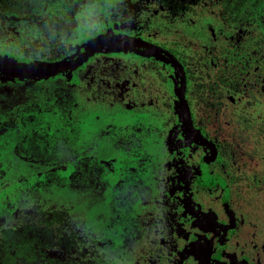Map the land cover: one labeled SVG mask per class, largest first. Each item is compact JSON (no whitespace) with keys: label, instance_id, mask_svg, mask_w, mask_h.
<instances>
[{"label":"rangeland","instance_id":"374dc122","mask_svg":"<svg viewBox=\"0 0 264 264\" xmlns=\"http://www.w3.org/2000/svg\"><path fill=\"white\" fill-rule=\"evenodd\" d=\"M166 2L178 1L3 9L13 23L0 30L1 53L68 64L22 78L0 73V229L40 207L36 222L83 233L101 264H264V189L226 194L216 164L202 167L209 149L180 124L184 95L199 130L241 150L234 172L264 167V131L253 132L264 124V73L252 41L264 38V0H248L233 21L222 0ZM104 32L150 42L171 61L138 47L87 53ZM217 77L226 83L211 106L196 87Z\"/></svg>","mask_w":264,"mask_h":264},{"label":"trees","instance_id":"16d2710c","mask_svg":"<svg viewBox=\"0 0 264 264\" xmlns=\"http://www.w3.org/2000/svg\"><path fill=\"white\" fill-rule=\"evenodd\" d=\"M248 0H223V3L230 13L240 14L241 9L245 7ZM251 5L255 6L258 0H250ZM32 0H0V8H7L13 13H18L20 15L24 14L31 6ZM0 19L3 22L4 15L0 13ZM252 39V37H250ZM253 44H257L258 47L262 49L264 53V38L257 40L253 38ZM226 83L225 77H218L210 83H198L196 87L197 93L201 95L202 98L211 101V106L214 104H219V97L221 96V86ZM193 93V92H192ZM210 103V102H209ZM220 152L223 156V168L222 176L226 181H228L232 186V191L235 200L243 199L248 195V192L253 190H258L260 188L264 189V170L251 169L248 173L243 172V175H238L233 172L236 166L239 165L243 154L241 150L235 145L229 142H223L220 146ZM240 180L241 183L238 184L237 181ZM245 186L248 189L245 191ZM38 213H44L38 209ZM32 214L31 211L25 213V222L21 223L15 227L3 228L0 235V261L5 264H18L19 259L22 263L35 260L38 255H42L44 246L47 241H58L61 249V257L53 255H45L50 262L56 260L57 263L66 262L71 260H81L84 264L92 262V251H89L90 244L83 241L82 238L75 239L73 234L65 235L62 233L59 235L57 232L62 231L58 226L51 225L53 222L38 223L35 217L41 219L40 215ZM61 214V212H60ZM55 233L57 234L55 236ZM55 236V237H54ZM90 254V257H88Z\"/></svg>","mask_w":264,"mask_h":264},{"label":"water","instance_id":"95a60500","mask_svg":"<svg viewBox=\"0 0 264 264\" xmlns=\"http://www.w3.org/2000/svg\"><path fill=\"white\" fill-rule=\"evenodd\" d=\"M126 47H138L144 48L146 52L154 57H157L165 62L170 60L160 54L157 49L158 46L151 44L142 39L131 37L121 33H100L96 35L87 44V53L89 52H111L115 49H121ZM161 50V49H160ZM65 61H20L14 59L8 55L0 54V72L8 77L22 78L27 76L42 75L48 73H55L58 70L67 66ZM181 107H180V121L183 130L189 134L192 138L199 140V142L205 144L212 150L215 155L216 150L210 139L204 137L193 126L189 108L185 102L184 96L181 95ZM220 182H223L220 180Z\"/></svg>","mask_w":264,"mask_h":264},{"label":"flooded vegetation","instance_id":"af4514ba","mask_svg":"<svg viewBox=\"0 0 264 264\" xmlns=\"http://www.w3.org/2000/svg\"><path fill=\"white\" fill-rule=\"evenodd\" d=\"M178 2H169V3H165V4H178V5H181V3H179V2H182V4H184V2H183V0H177ZM259 3V2H258ZM258 3H256V6L258 5ZM32 6H33V0H32V3H31V6H30V8L26 11V12H28L31 8H32ZM183 6V5H182ZM222 6H223V11L225 12V14H226V17L228 18V20H235V16H236V14L235 13H230V11L229 10H227V8L225 7V5H224V3H223V0H222ZM3 7L1 8V10H2V12H1V14L2 15H4V11H3ZM6 10H8L7 8H5ZM244 9H245V7L244 8H242L241 10V12L240 13H242L243 11H244ZM9 12H11L10 10H8ZM25 12V13H26ZM11 13H13V12H11ZM24 13V14H25ZM14 14H17V15H20V14H18V13H14ZM23 15V14H22ZM239 14H237V16H238ZM4 22L6 23L5 25H2V24H0V30L1 31H3V28H5V30H7V26H8V24H11V23H13V21L11 20V19H7L6 17H4ZM0 21H1V19H0ZM2 22V21H1ZM105 33V32H104ZM122 34V33H121ZM98 35V34H97ZM95 37V36H94ZM93 37V38H94ZM132 37V36H131ZM92 38V39H93ZM91 39V40H92ZM145 41V40H144ZM90 42V41H89ZM150 43V42H149ZM88 44V43H87ZM152 44V43H151ZM86 48H87V46H86ZM160 48V47H159ZM249 48V47H248ZM259 48V51H260V53L262 54V59H260L261 60V64H260V70L262 71V73H264V53L262 52V49L260 48V47H258ZM144 49V48H143ZM161 49V48H160ZM160 49H157L156 51H158L160 54H162L164 57H166V58H168L170 61H171V59L169 58V57H167L166 55H164L161 51L162 50H160ZM110 52V51H109ZM95 53V52H94ZM0 54H2V55H7V54H3V52L1 53L0 52ZM155 58H157V57H155ZM157 59H159V58H157ZM161 60V59H160ZM163 61V60H162ZM165 62V61H164ZM1 73V72H0ZM2 74V73H1ZM3 75V74H2ZM5 76V75H4ZM264 76V75H263ZM8 77V76H7ZM11 78H14V77H11ZM218 78V77H217ZM215 79H213V80H211V81H204V82H202V83H210V82H212V81H214ZM184 96V95H183ZM184 99H185V102H186V104H187V106H188V101L190 100L189 98H186V96H184ZM188 108H189V106H188ZM189 111H190V109H189ZM190 115H191V112H190ZM191 119H192V122H193V126L198 130V132L200 133V134H202L204 137H206V138H208V139H210L211 140V142L213 143V145H214V147H215V150H216V153H215V155H213V153H212V150L210 149V148H208L205 144H203V145H205L208 149H209V151H210V155L208 156V157H205L204 159H203V161H202V167H203V169L204 170H206L207 168H209L210 166H214L215 164H216V167L218 168V170L221 172V175H217L216 177H213L214 178V181L215 182H218V183H221L222 185H223V187H224V190H225V193L227 194L229 191H230V189L232 188V186H231V184L228 182V181H226L225 179H224V177L222 176V173H223V171H222V168H223V165H224V163H223V160H222V158H223V156H222V154H221V152H220V146H221V144L223 143V142H229V141H226V140H223V141H221V142H216L214 139H213V137L211 138L210 136H208V134L207 133H205V132H203V131H201V130H199L196 126H195V123H194V120H193V118H192V115H191ZM251 123V122H250ZM180 124H181V121H180ZM251 124H253V123H251ZM182 127V126H181ZM182 130H183V128H182ZM184 131V130H183ZM264 131V124H261L260 125V129H258L257 131H254L253 130V132L256 134V136L258 137V136H260L261 135V133ZM184 133L187 135V136H189L190 138H192L189 134H187L185 131H184ZM192 139H194V138H192ZM194 140H196V141H198L199 142V140H197V139H194ZM201 143V142H200ZM261 153L264 155V152H262L261 151ZM66 163V162H65ZM62 164V163H61ZM64 164V163H63ZM240 166V163H239V165H238V167ZM60 167V166H59ZM253 168H255V167H252V168H250V169H243V170H240L237 174L239 175H243V172H249L251 169H253ZM255 169H258V170H261V169H263L264 170V167H259V168H255ZM234 170L235 169H233V172H234ZM235 174H236V172H234ZM73 180H75V179H73ZM220 180H222L223 182H220ZM74 182V181H73ZM245 191H247L248 189L246 188V186H245V189H244ZM248 194H250V192H248ZM148 196V195H147ZM147 196H145L144 197V199H146L147 198ZM246 197V196H245ZM244 197V198H245ZM224 206H225V209H226V211L228 212V216H229V221H230V223H231V226L232 227H234V225H235V217H233V215L231 214V212H230V208H229V206H228V203H227V201H226V199H225V201H224ZM38 209H40V207L39 208H36V207H34L33 209H31V210H26L25 211V213L28 211H31V213L33 214V213H36L37 211H38ZM53 211H56V210H53ZM24 213V214H25ZM59 214L60 216H62V212H61V214H60V211H56V214ZM37 217H38V215H37ZM237 222H238V220H237ZM236 222V223H237ZM52 225V224H51ZM59 227V226H58ZM60 228V230H62V231H59V232H57L59 235H61L62 233H64L65 235H69V237L73 234V236H74V238L75 239H80V238H82L83 239V241L84 242H86L87 244H90L91 245V247H89V251H92V254H91V257H92V262L93 263H90V262H88V263H86V264H101L100 263V261L99 260H97V258H96V255L97 256H99V254L101 253H99V251H98V249L95 247V245L93 244V242L92 241H90V240H88V238L83 234V233H78V232H74V231H64L63 229H61V227H59ZM3 228H1L0 229V235H1V233H2V230ZM232 232V231H231ZM231 234V233H230ZM229 234V235H230ZM57 234L55 233V236H56ZM54 236V237H55ZM223 242H224V239H220V241L218 242V245H221V244H223ZM48 243V241L45 243V244H42L41 245V247L42 246H44L43 247V249L42 250H44L45 251V253L43 252V257H42V255H38L36 258H35V260H32V261H28V262H25V263H22V261L19 259V261H18V264H84L81 260H71V261H66V262H60V263H57L56 262V260H54V261H52V262H50L49 261V259L47 258V257H45V255L47 254V255H53V256H57V257H61L62 256V254H61V249H62V247H60L59 246V244L60 243H58V241H55V240H53V241H50V243L49 244H47ZM88 257H90V254H88ZM90 257V258H91ZM161 258L162 259H164L165 257H164V255H163V257L161 256ZM0 264H5L3 261H2V263H1V261H0Z\"/></svg>","mask_w":264,"mask_h":264}]
</instances>
